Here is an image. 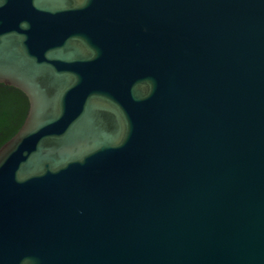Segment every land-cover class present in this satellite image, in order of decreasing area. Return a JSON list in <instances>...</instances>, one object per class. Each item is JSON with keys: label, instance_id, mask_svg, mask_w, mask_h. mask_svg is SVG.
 I'll return each mask as SVG.
<instances>
[{"label": "water", "instance_id": "95a60500", "mask_svg": "<svg viewBox=\"0 0 264 264\" xmlns=\"http://www.w3.org/2000/svg\"><path fill=\"white\" fill-rule=\"evenodd\" d=\"M0 264H264V0H0Z\"/></svg>", "mask_w": 264, "mask_h": 264}, {"label": "trees", "instance_id": "16d2710c", "mask_svg": "<svg viewBox=\"0 0 264 264\" xmlns=\"http://www.w3.org/2000/svg\"><path fill=\"white\" fill-rule=\"evenodd\" d=\"M28 108V100L21 91L0 84V147L18 132Z\"/></svg>", "mask_w": 264, "mask_h": 264}]
</instances>
